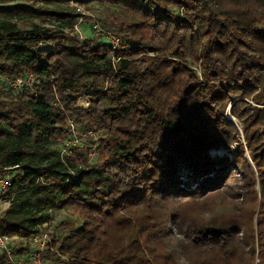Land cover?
I'll return each mask as SVG.
<instances>
[{"label":"trees","instance_id":"1","mask_svg":"<svg viewBox=\"0 0 264 264\" xmlns=\"http://www.w3.org/2000/svg\"><path fill=\"white\" fill-rule=\"evenodd\" d=\"M0 178L28 262L264 264V0H0Z\"/></svg>","mask_w":264,"mask_h":264},{"label":"built area","instance_id":"2","mask_svg":"<svg viewBox=\"0 0 264 264\" xmlns=\"http://www.w3.org/2000/svg\"><path fill=\"white\" fill-rule=\"evenodd\" d=\"M75 29L77 33H79V37H82L80 29H79V24L75 25ZM93 29L97 33H104L106 34V37L108 40L114 43V47L118 46L120 44V40L110 34L109 32L103 31L100 23L96 22L93 25ZM29 79H27V82ZM23 83V80L18 78L14 82V85L20 86V84ZM8 185V180L4 178H0V202L4 203L7 205L10 204L11 199L4 198L3 193ZM53 235H49L47 230H43L42 233L34 235L32 238L33 245L37 248L36 253H34L33 257H31V261H27V258H22V257H15L13 254V248H12V243H13V238L9 235L3 234L0 232V247L3 248L10 259L12 264H47L46 259L44 255L46 254V250L48 248V243L52 240Z\"/></svg>","mask_w":264,"mask_h":264},{"label":"rangeland","instance_id":"3","mask_svg":"<svg viewBox=\"0 0 264 264\" xmlns=\"http://www.w3.org/2000/svg\"><path fill=\"white\" fill-rule=\"evenodd\" d=\"M24 0H10V3H17V2H22ZM85 11L87 12L86 14L88 16H86V18H84L83 20L80 21L79 23V29L81 32L82 36H86L89 33H93L94 35H102L101 33H97L94 29H93V24L95 21L99 20V18L101 17H106L109 14H114L117 13L116 11L112 10L111 8H104L101 6H96L93 7L92 10H87L85 9ZM92 15H91V14ZM101 23V22H100ZM104 39H108L107 37H103ZM81 102L83 103L84 101L81 100ZM77 139L73 142L75 145L80 144V146H82V138L79 136H76ZM234 149V148H233ZM223 149H214L212 152L213 153H220L223 152ZM226 151V150H225ZM93 156H95V153H92ZM6 204L1 203L0 202V214L3 212V210L5 209ZM66 213L62 210V211H55L53 214V221L51 224H48L45 230H47L49 235L55 234V230H54V226L56 225L57 222H59L61 219L65 218Z\"/></svg>","mask_w":264,"mask_h":264}]
</instances>
